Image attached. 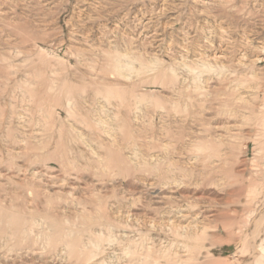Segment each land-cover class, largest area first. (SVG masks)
<instances>
[{
	"label": "rangeland",
	"instance_id": "obj_1",
	"mask_svg": "<svg viewBox=\"0 0 264 264\" xmlns=\"http://www.w3.org/2000/svg\"><path fill=\"white\" fill-rule=\"evenodd\" d=\"M0 264H264V0H0Z\"/></svg>",
	"mask_w": 264,
	"mask_h": 264
},
{
	"label": "bare ground",
	"instance_id": "obj_2",
	"mask_svg": "<svg viewBox=\"0 0 264 264\" xmlns=\"http://www.w3.org/2000/svg\"><path fill=\"white\" fill-rule=\"evenodd\" d=\"M203 4H204V2H203Z\"/></svg>",
	"mask_w": 264,
	"mask_h": 264
}]
</instances>
